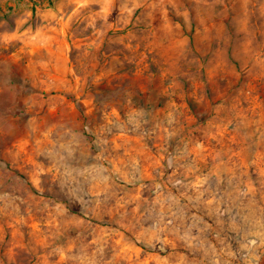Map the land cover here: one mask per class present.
<instances>
[{
	"label": "rangeland",
	"instance_id": "rangeland-1",
	"mask_svg": "<svg viewBox=\"0 0 264 264\" xmlns=\"http://www.w3.org/2000/svg\"><path fill=\"white\" fill-rule=\"evenodd\" d=\"M78 17L0 40V264H264V0Z\"/></svg>",
	"mask_w": 264,
	"mask_h": 264
},
{
	"label": "crops",
	"instance_id": "crops-1",
	"mask_svg": "<svg viewBox=\"0 0 264 264\" xmlns=\"http://www.w3.org/2000/svg\"><path fill=\"white\" fill-rule=\"evenodd\" d=\"M112 4L113 0H43L39 5L29 0H0V24L9 26L12 23V27L0 29V40H36L45 34L50 40L64 38L68 24L75 21L76 16H79V21L84 19L94 25L99 17L109 14ZM91 32H98L96 26ZM42 46H20V50L26 49L33 54ZM46 47L51 52L54 45L48 44Z\"/></svg>",
	"mask_w": 264,
	"mask_h": 264
},
{
	"label": "built area",
	"instance_id": "built-area-1",
	"mask_svg": "<svg viewBox=\"0 0 264 264\" xmlns=\"http://www.w3.org/2000/svg\"><path fill=\"white\" fill-rule=\"evenodd\" d=\"M31 1L33 4L39 5L40 3H42L43 0H29Z\"/></svg>",
	"mask_w": 264,
	"mask_h": 264
}]
</instances>
